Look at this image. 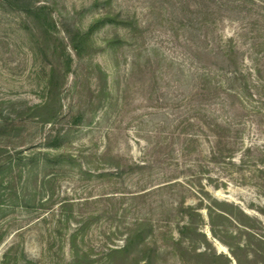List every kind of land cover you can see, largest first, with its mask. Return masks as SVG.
<instances>
[{
    "label": "rangeland",
    "instance_id": "374dc122",
    "mask_svg": "<svg viewBox=\"0 0 264 264\" xmlns=\"http://www.w3.org/2000/svg\"><path fill=\"white\" fill-rule=\"evenodd\" d=\"M217 1L112 0L114 13H122L125 17L119 19L125 23L116 20L95 32L89 66L74 54L67 31L87 30L106 7L103 0H0V116L20 133L18 139L0 143L30 154L34 149L29 148L51 134L53 127L40 122L46 115L32 108L50 99L51 71L59 68L56 55L65 50L73 56V67L60 91V116L68 118L81 109L92 119L76 133L72 148L92 156L85 170L123 172L121 177L84 181L79 168H65L61 172L67 174L47 194L37 189L42 174L38 183L34 174L29 183L25 175L16 180L19 192L36 194V202L34 208L23 209L19 200L0 222V262L9 253L20 264H69L74 258H83L81 264H264V174L240 162L246 157L243 144L228 146V156L234 157L228 167L209 164L206 147L197 146L188 164L199 160L204 172L190 170L181 156L184 138L165 131L158 116L174 113L162 98L170 73L165 58L190 53L179 44L190 35L171 24L184 15L211 20L205 15L215 10ZM39 7H46L41 15ZM196 8L203 13H192ZM219 16L223 27L229 15L221 10ZM132 19L136 22L125 25ZM224 27L231 32L236 24ZM205 35L209 30L198 33L202 43ZM106 38L116 41L111 50ZM189 40L194 44V37ZM156 46L161 49L157 54ZM96 64L108 75V96L101 94L99 73L90 74ZM234 110L235 115L240 112ZM227 117L234 119L230 111ZM63 121L58 129L67 128ZM219 134L225 145L227 133ZM242 137L244 144L264 146V123ZM170 155L175 159L170 161ZM166 182L178 183L160 187ZM201 185L210 192L206 201L197 194ZM212 197L228 202L221 208L230 214L228 221L215 218L214 229L206 209ZM67 200L77 204L71 213L61 206ZM188 207L201 208L195 224L183 211ZM84 224L76 257L70 236ZM186 225L191 229L184 230ZM112 250L116 252L109 256Z\"/></svg>",
    "mask_w": 264,
    "mask_h": 264
},
{
    "label": "trees",
    "instance_id": "16d2710c",
    "mask_svg": "<svg viewBox=\"0 0 264 264\" xmlns=\"http://www.w3.org/2000/svg\"><path fill=\"white\" fill-rule=\"evenodd\" d=\"M103 2L106 7L96 14L87 30L77 28L73 32L67 31V37L74 54L82 61L88 60L89 66H92L90 58L95 32L100 30L103 25L115 24L116 20L125 23L124 20H121L125 17L122 13H114L111 7L112 0H103ZM94 7L97 10L100 4L96 3ZM214 7L215 10L205 15L211 16V20L196 18L198 14L194 18L184 15L179 19L176 17V22L171 24L176 27L177 31L185 30V33L195 38V42L192 44L193 42L191 43L189 40L190 37L184 38V42L181 41L179 44L190 53L183 54L179 59L165 58L169 62L170 73L169 82L165 84L166 88L163 87L162 98L166 109H170L174 113H168L172 117L168 114L165 115L166 118L163 115L158 116L163 117L165 131L173 133V137L184 138L181 156L186 158L185 164L188 169L196 168L204 172V164L199 160L188 164L191 152H194L197 146L206 147L205 158L209 164L228 167V161L232 163L233 159L231 158H234L228 156V146L240 141L243 144L241 149L244 150V156H246L240 162L250 163L254 168L256 167V172L264 174V146H255L248 142L244 144L242 140V135L245 136L247 130L248 132L254 131L257 125L260 126L264 123L258 118L261 117L264 121V0H218ZM45 9L46 7H39L36 12L41 15ZM185 9L186 7L181 8L180 11ZM221 10L229 15L228 22H221L223 27H220L219 22L222 19L219 18ZM192 13L202 14L203 12L196 8ZM134 22L136 21L132 19L130 24L125 25H131ZM224 23L236 24L235 30L231 29L232 31L229 32L228 28V31L225 32ZM205 29L209 30L210 35H205V41L203 40L202 43L198 33ZM104 41L107 43L106 48L110 50L116 43L113 38H106ZM160 50L156 46L155 54ZM56 58L59 61V68L52 69L48 82L50 87V96L48 97L50 99L32 108L37 113L46 115L45 119H40V122L53 127L51 134L44 138L39 146L29 148V150L34 149L30 154H25V150L11 148L9 145L3 146L0 143V222L10 209L16 207L19 200L22 201L23 209L35 207L36 194L19 192V188L16 187V180L24 179V175L27 176L29 183L31 174L35 175L36 181L42 174L37 189L40 193L46 192L45 194H47L52 185H55L60 177L67 174L61 172L65 168H79V174L84 181L93 178L110 179L113 176L121 177L123 174V172H119L120 170L117 173L105 172L102 174L95 173L93 170H85V165L92 164V156L85 155L82 151L77 154L73 150L76 133L89 126L92 119L88 121L86 114L81 109L77 113L73 112L68 118L60 116L62 109L60 91L65 86L66 77L71 73L73 56L64 50L62 53H57ZM94 66L90 68V74L99 73V81L102 83L101 94L108 96V75L100 65ZM237 107L240 108V112L235 115L234 109ZM229 111L234 119H228ZM256 118L258 120H255ZM63 120L66 121L67 128L58 129L57 126ZM0 130L3 131L0 133V139L3 141L18 139L20 136L19 128L13 129L8 123L2 121L1 116ZM5 130L9 131L5 132ZM219 130H224L228 135L225 145ZM174 159V156H169L170 161ZM176 183L178 182H166L160 187H175ZM214 188L220 190L219 186H214ZM197 194L203 201H206L204 196L210 195V192L206 186L201 185ZM202 200L200 201L201 205H203ZM228 204L226 201L212 197V203L206 207L212 229H214L213 220L215 218H222L225 221L230 219V214L221 208ZM76 205L71 200L61 204L62 209L70 213ZM183 211L192 216L194 224L196 217L199 219L202 217L200 207H188ZM140 224L147 223L141 222ZM85 229L86 225L84 224L70 236L71 246L76 249V257L79 256L76 240ZM183 229L189 230L191 227L186 225ZM212 232L215 235V231L212 230ZM180 233L182 234V232ZM217 234L218 231H216ZM182 236L186 237L184 233ZM133 240L134 237L129 239L128 247ZM115 252L116 250H112L109 256ZM81 259L83 258H74V262L69 264H81ZM88 259L84 258L85 262ZM20 262V258H9L8 253L0 264H20ZM30 263L32 262H26V264Z\"/></svg>",
    "mask_w": 264,
    "mask_h": 264
},
{
    "label": "bare ground",
    "instance_id": "6f19581e",
    "mask_svg": "<svg viewBox=\"0 0 264 264\" xmlns=\"http://www.w3.org/2000/svg\"><path fill=\"white\" fill-rule=\"evenodd\" d=\"M218 249H219L220 252L227 253L226 250L223 247H219Z\"/></svg>",
    "mask_w": 264,
    "mask_h": 264
}]
</instances>
